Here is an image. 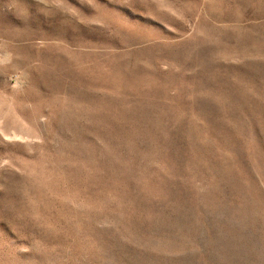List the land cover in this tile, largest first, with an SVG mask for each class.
Listing matches in <instances>:
<instances>
[{
  "label": "rangeland",
  "instance_id": "obj_1",
  "mask_svg": "<svg viewBox=\"0 0 264 264\" xmlns=\"http://www.w3.org/2000/svg\"><path fill=\"white\" fill-rule=\"evenodd\" d=\"M0 264H264V0H0Z\"/></svg>",
  "mask_w": 264,
  "mask_h": 264
}]
</instances>
